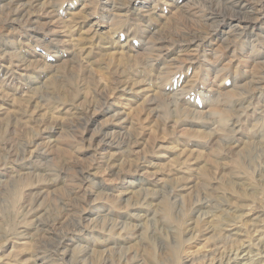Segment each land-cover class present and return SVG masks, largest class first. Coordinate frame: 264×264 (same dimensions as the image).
<instances>
[{
	"label": "rangeland",
	"instance_id": "rangeland-1",
	"mask_svg": "<svg viewBox=\"0 0 264 264\" xmlns=\"http://www.w3.org/2000/svg\"><path fill=\"white\" fill-rule=\"evenodd\" d=\"M0 264H264V0H0Z\"/></svg>",
	"mask_w": 264,
	"mask_h": 264
},
{
	"label": "bare ground",
	"instance_id": "bare-ground-1",
	"mask_svg": "<svg viewBox=\"0 0 264 264\" xmlns=\"http://www.w3.org/2000/svg\"><path fill=\"white\" fill-rule=\"evenodd\" d=\"M24 1H25V0H24ZM111 6H112V5H111ZM242 10H243V9H242ZM252 17H253V16H252ZM221 18H222V17H221ZM213 54H214V53H213ZM249 98H250V97H249ZM59 246H60V245H59ZM53 247H54V246H53ZM236 252H237V251H236ZM246 253H247V252H246ZM246 253H245V254H246ZM228 259H229V258H228Z\"/></svg>",
	"mask_w": 264,
	"mask_h": 264
}]
</instances>
